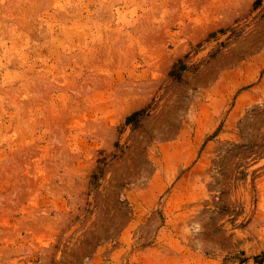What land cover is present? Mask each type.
<instances>
[{
  "label": "rangeland",
  "instance_id": "rangeland-1",
  "mask_svg": "<svg viewBox=\"0 0 264 264\" xmlns=\"http://www.w3.org/2000/svg\"><path fill=\"white\" fill-rule=\"evenodd\" d=\"M0 264H264V0H0Z\"/></svg>",
  "mask_w": 264,
  "mask_h": 264
},
{
  "label": "trees",
  "instance_id": "trees-1",
  "mask_svg": "<svg viewBox=\"0 0 264 264\" xmlns=\"http://www.w3.org/2000/svg\"><path fill=\"white\" fill-rule=\"evenodd\" d=\"M183 66L182 65H180V67H174L173 68V71L171 72V74L172 75H174V76H179V70H180V68H182ZM136 116V113L135 114H133V115H131L130 117H128V118H126V120H125V123H130L132 120H134V117ZM256 259L255 260H258V262L257 263H259V257H255Z\"/></svg>",
  "mask_w": 264,
  "mask_h": 264
}]
</instances>
